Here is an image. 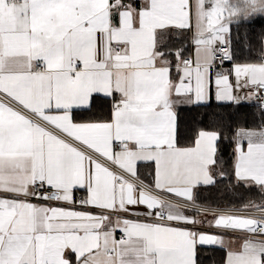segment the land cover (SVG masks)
Masks as SVG:
<instances>
[{
	"label": "snow or ice",
	"instance_id": "snow-or-ice-1",
	"mask_svg": "<svg viewBox=\"0 0 264 264\" xmlns=\"http://www.w3.org/2000/svg\"><path fill=\"white\" fill-rule=\"evenodd\" d=\"M257 17L264 0H0V264H264V123L233 132L227 172L223 132L182 143L178 114L264 111V54L238 55ZM225 178L259 199L199 202Z\"/></svg>",
	"mask_w": 264,
	"mask_h": 264
},
{
	"label": "trees",
	"instance_id": "trees-1",
	"mask_svg": "<svg viewBox=\"0 0 264 264\" xmlns=\"http://www.w3.org/2000/svg\"><path fill=\"white\" fill-rule=\"evenodd\" d=\"M240 32H248L252 39L251 49L245 48L238 51V55L256 60L261 56V45L258 36L264 32V18L257 17L253 22H242ZM235 36V30H234ZM170 43L175 47H183L184 55L190 53L191 44L188 34L172 37ZM235 46V45H234ZM181 142L188 143L198 129H216L223 132L224 139L220 142V155L224 161L225 171H231L230 162L234 151L233 132L239 128H254L264 123V111L259 107L258 102H244L239 105L219 103L214 99L206 105L183 106L178 109ZM87 119L85 115L82 117ZM148 175L149 169L141 168ZM150 179V176L148 177ZM234 182L228 178L218 180L215 186L200 188L198 200L205 205H231L240 206L248 200L259 197L255 191L247 192L243 188L234 187ZM224 252L218 247H205L200 250V264H222Z\"/></svg>",
	"mask_w": 264,
	"mask_h": 264
},
{
	"label": "crops",
	"instance_id": "crops-1",
	"mask_svg": "<svg viewBox=\"0 0 264 264\" xmlns=\"http://www.w3.org/2000/svg\"><path fill=\"white\" fill-rule=\"evenodd\" d=\"M188 35H189V38H190V40H191V36H190V34H188ZM190 44H191V43H190ZM193 54H194V50H193V48H192V46H191L190 53H189V55H187V56H192ZM213 99H214V97H213ZM213 99H212V100H213ZM212 100H211V101H212ZM214 100H215V99H214ZM215 101H216V100H215ZM209 102H210V101H209ZM209 102H208V103H209ZM251 102H253V101H251ZM246 103H248V102H246ZM141 172H142L143 174H145L144 171H141ZM78 193H81V192H77V193H76V196H77ZM211 206H216V205H211ZM228 206H231V205H228ZM232 243H233V244H236V243H238V241H235V240H234V241H232Z\"/></svg>",
	"mask_w": 264,
	"mask_h": 264
},
{
	"label": "built area",
	"instance_id": "built-area-1",
	"mask_svg": "<svg viewBox=\"0 0 264 264\" xmlns=\"http://www.w3.org/2000/svg\"><path fill=\"white\" fill-rule=\"evenodd\" d=\"M253 102H258V100H255V99H254ZM258 103H259V102H258ZM80 195H82V193H78V194H77V197L80 196ZM216 206H217V205H216ZM219 206H220V207H226V206H228V205H219ZM233 207H240V206H233ZM209 231H213V230H209Z\"/></svg>",
	"mask_w": 264,
	"mask_h": 264
},
{
	"label": "rangeland",
	"instance_id": "rangeland-1",
	"mask_svg": "<svg viewBox=\"0 0 264 264\" xmlns=\"http://www.w3.org/2000/svg\"><path fill=\"white\" fill-rule=\"evenodd\" d=\"M218 206H219V205H218ZM231 240H232V241H234V240L237 241L234 237H232Z\"/></svg>",
	"mask_w": 264,
	"mask_h": 264
}]
</instances>
